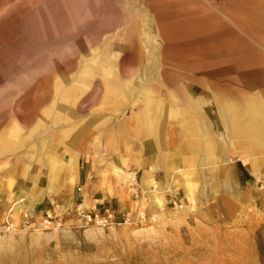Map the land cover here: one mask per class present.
Segmentation results:
<instances>
[{"label":"rangeland","instance_id":"obj_1","mask_svg":"<svg viewBox=\"0 0 264 264\" xmlns=\"http://www.w3.org/2000/svg\"><path fill=\"white\" fill-rule=\"evenodd\" d=\"M238 1L0 0V264H264V172L239 187L223 178L217 191L208 169L190 168L170 192L137 198L138 176L120 173L133 202L124 213L139 210L145 224L104 228L76 227L83 203L64 175L70 156L78 166L99 150L113 120L163 112L165 93L178 100L169 74L209 83L228 74L213 68V51L264 49L258 0H245L252 21L242 24ZM219 29L233 37L218 38ZM108 81L121 93L111 95ZM52 134L55 192L39 197L48 165L47 148L41 162L37 148ZM47 215L63 227L44 229Z\"/></svg>","mask_w":264,"mask_h":264},{"label":"crops","instance_id":"obj_2","mask_svg":"<svg viewBox=\"0 0 264 264\" xmlns=\"http://www.w3.org/2000/svg\"><path fill=\"white\" fill-rule=\"evenodd\" d=\"M208 1L215 2L217 9L226 3ZM257 2L259 17H264V0ZM237 3L240 23L245 19L251 22V4L245 0ZM218 35L223 40L233 37L232 32L220 29ZM212 57V62H218L215 71L228 74L221 77L218 73L209 83L196 78L190 85L169 74L165 86L175 88L178 100L165 93L163 112L146 108L113 120L100 131L98 151L86 153L78 166L76 158H68L66 186L77 184L76 196L83 207L108 206L121 212L132 209L129 191L115 179L125 172L136 174L140 190H148V194L151 188L160 194L170 192L172 177L190 168L208 169L217 191L223 178L232 181L234 177L232 182L239 187L264 172V49H219ZM106 86L111 95L121 93L114 81ZM193 87L200 91L194 94ZM50 136L37 148V162L42 160V149L47 148L48 165V185L38 191L39 197L55 192L58 144L54 134ZM176 199L170 197L169 202ZM37 201L32 199V204Z\"/></svg>","mask_w":264,"mask_h":264},{"label":"built area","instance_id":"obj_3","mask_svg":"<svg viewBox=\"0 0 264 264\" xmlns=\"http://www.w3.org/2000/svg\"><path fill=\"white\" fill-rule=\"evenodd\" d=\"M261 181V180H260ZM264 182V178H263ZM132 196L142 197L147 192H142L140 190L139 185L137 184L136 180L134 183L131 184ZM174 206L175 203H172ZM76 212V227L84 228V227H111V226H118L121 224H126L131 222L135 225L137 224H145V215L138 211H136L135 216H131L130 213H124L119 210L113 209L108 206H103L98 209H83L82 206H79L75 209ZM48 221H44V229H49L52 226L56 227H63L62 222L60 219H54L47 215ZM53 220V221H52Z\"/></svg>","mask_w":264,"mask_h":264},{"label":"bare ground","instance_id":"obj_4","mask_svg":"<svg viewBox=\"0 0 264 264\" xmlns=\"http://www.w3.org/2000/svg\"><path fill=\"white\" fill-rule=\"evenodd\" d=\"M19 17H20V16H19ZM51 58H52V56H51ZM50 62H51V61H50ZM14 95H15V94H14ZM15 96H16V95H15ZM4 107H5V106H4ZM4 107H1L0 110L5 109ZM13 111H15V110H13ZM15 113H17V111H15ZM257 180H258V178H257ZM149 187L151 188V186H149ZM151 189H152V191H149L150 194H152V195H157V196L160 195V193H157V192L154 190L155 188H151ZM167 192H169V191H167Z\"/></svg>","mask_w":264,"mask_h":264}]
</instances>
